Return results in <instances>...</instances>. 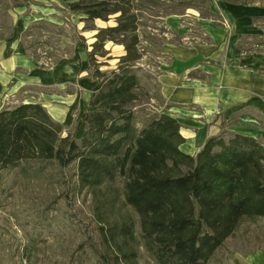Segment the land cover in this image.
<instances>
[{
    "label": "trees",
    "instance_id": "16d2710c",
    "mask_svg": "<svg viewBox=\"0 0 264 264\" xmlns=\"http://www.w3.org/2000/svg\"><path fill=\"white\" fill-rule=\"evenodd\" d=\"M60 1L97 31L87 49L94 86L84 131L78 138L77 125L68 129L39 102L3 105L0 81V188L58 183L68 200L69 192L90 197L93 233L64 264H140L141 248L156 264H220L228 240L264 219V142L222 130L198 153L184 152L175 117L136 109L143 0ZM107 42L124 47L110 72L100 61Z\"/></svg>",
    "mask_w": 264,
    "mask_h": 264
},
{
    "label": "rangeland",
    "instance_id": "374dc122",
    "mask_svg": "<svg viewBox=\"0 0 264 264\" xmlns=\"http://www.w3.org/2000/svg\"><path fill=\"white\" fill-rule=\"evenodd\" d=\"M264 6V0H239ZM227 0H143L141 35L145 56L140 63V100L136 109L142 116L161 111L163 99L159 92L156 71L165 43H197L205 40L203 20L226 27ZM82 16L69 14L60 0H0V46L23 45L25 53L35 61V69L44 75L26 82L21 76L4 81L3 105L15 106L40 101L44 95L77 93V105L71 111L74 121L68 129L78 126L77 137L84 131L81 122L89 107L92 87L89 80L87 49L95 41L96 30L85 29ZM103 21V20H102ZM94 21L97 27L115 23ZM257 37L264 39V16L255 18ZM89 25V23H88ZM80 36L84 37L81 43ZM253 37V36H251ZM250 40H252L250 38ZM19 43V44H18ZM109 55L100 58L102 71L117 68L124 47L107 42ZM1 52V51H0ZM4 53V52H3ZM43 76V77H42ZM32 83V84H31ZM258 112L235 114L228 123L237 127L255 126L262 130L264 120ZM236 127V128H237ZM263 133V134H262ZM264 142V141H263ZM9 185V183L7 184ZM64 185L22 183L10 190L0 188V264H64L68 256L91 233L90 197L70 194L66 199ZM140 264H156L141 248ZM87 264H96L91 258ZM220 264H264V219L245 223L231 237L223 251Z\"/></svg>",
    "mask_w": 264,
    "mask_h": 264
},
{
    "label": "crops",
    "instance_id": "0c3cea01",
    "mask_svg": "<svg viewBox=\"0 0 264 264\" xmlns=\"http://www.w3.org/2000/svg\"><path fill=\"white\" fill-rule=\"evenodd\" d=\"M226 6L229 13L225 12L228 17L224 19L229 25L203 20L205 40L165 43L156 67L163 99L160 108L180 122L185 137L181 149L192 155L222 130L264 141L259 138L261 129L228 123L231 116L245 112H258L264 120V39H257L261 36H257L259 31L254 26L255 18L264 16V6L233 2H226ZM0 51L3 85L12 76L23 74L29 84L33 76L44 75L35 69V61L25 53L23 45L13 44L9 49L1 45ZM77 98V93L45 94L40 101L29 102L42 103L55 120L71 126L75 116L71 109L77 105Z\"/></svg>",
    "mask_w": 264,
    "mask_h": 264
}]
</instances>
